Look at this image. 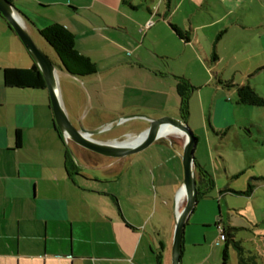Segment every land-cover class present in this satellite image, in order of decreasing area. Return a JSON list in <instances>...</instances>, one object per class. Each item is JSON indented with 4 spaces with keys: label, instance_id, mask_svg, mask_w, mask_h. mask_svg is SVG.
Returning <instances> with one entry per match:
<instances>
[{
    "label": "crops",
    "instance_id": "0c3cea01",
    "mask_svg": "<svg viewBox=\"0 0 264 264\" xmlns=\"http://www.w3.org/2000/svg\"><path fill=\"white\" fill-rule=\"evenodd\" d=\"M29 1L33 7L23 11L24 19L15 11L26 32L31 28L38 34L39 29L59 23V18L42 14V11L58 6L62 10L59 17L67 14L75 23L63 26L74 34L76 50L89 59L88 44L83 39L92 33L105 47H111L109 44L121 48L128 44L139 47L146 40L154 53H158L161 46L190 47L197 49L214 66L222 60L219 45L231 30L235 28L243 32L257 27L256 35L244 42L258 45L264 56V17L261 12L258 14L254 5L260 6L262 0H169L168 5L166 0ZM245 8L252 12L246 18L243 15L247 11ZM82 11H87L92 20L81 22ZM1 17L0 38L10 49L1 51L4 47L0 46V264H170L176 215L185 202V195L177 199L183 172L176 166V163L180 166L185 136L169 133L158 138L151 145L150 155L144 158L130 155L84 158L75 152L77 158L71 159L65 138L61 135V141L55 130L57 127L46 89L13 88L4 84V69H27L33 61ZM170 25L184 31L187 41L179 39ZM134 30L142 36L139 45L120 38L123 36L120 33L129 35ZM203 38L207 42L210 40L211 50L204 46ZM213 52L217 56L216 62L211 60ZM44 53L49 56L46 50ZM6 58H9L8 64ZM52 62L57 80V71H61V67ZM115 78L106 79L109 98L105 97L102 85L95 84L87 91L88 111L103 117V114L129 112L136 105L135 101L128 99L127 87L116 96L120 82ZM176 85L177 81L175 88ZM231 90L236 95L235 90ZM59 96L66 110L60 91ZM149 96L156 97L155 102H159L165 95L159 94V99L155 94ZM82 97L78 93L75 100L80 102ZM143 106L154 109L147 104ZM173 116L180 120L179 104L178 117ZM119 119L122 123L139 119L130 126L134 132L125 136L134 138L143 133L149 121L155 118L132 115ZM89 125L87 130H96L103 124L93 122ZM92 138L99 142L119 140ZM204 158L200 154L194 156L193 171L197 179L195 165L205 171L212 178L213 185L197 199L185 223L182 247L184 242L200 244L208 231L218 232L214 245L223 244L222 264H227L230 249L238 256L237 248L241 252L239 264H264V214L258 219L253 206L250 205L251 215L243 212L242 207L233 209L226 203V198L231 196L244 197L251 202L258 186L245 183L247 172L233 174L226 166L221 168L219 163L215 175L211 176L207 171L208 161ZM222 172L225 179H220ZM234 179L243 180L244 188H232L231 180ZM220 180L224 181L221 186L218 184ZM249 185L252 186L249 195L236 194L246 191ZM170 189L176 198L173 215L166 211L165 200ZM209 191L213 194L217 191L219 198L225 200V213L219 205L216 209L214 197L209 203L199 204L201 197ZM233 213L235 216L241 213L240 217L245 220L237 222ZM221 230H229L233 241L237 242V248L229 244L225 260L224 240L219 237Z\"/></svg>",
    "mask_w": 264,
    "mask_h": 264
},
{
    "label": "rangeland",
    "instance_id": "374dc122",
    "mask_svg": "<svg viewBox=\"0 0 264 264\" xmlns=\"http://www.w3.org/2000/svg\"><path fill=\"white\" fill-rule=\"evenodd\" d=\"M30 3L29 0H12L11 5L24 19L23 11L33 7ZM254 5L258 14L261 12L264 17V0L260 6L256 3ZM245 10L243 13L246 15L245 18L251 16L250 9L245 8ZM61 12L60 7L54 6L42 11V14L44 13V17L59 18L61 25H72L73 21L69 15L65 14L63 18L59 17ZM215 13L218 14L216 11ZM82 15L80 17L81 22L92 20L87 11H82ZM95 20L93 18V21ZM5 26L7 27V25ZM258 30V27L255 29L248 28L243 32H238L235 28L231 30L219 45V54L222 56V60L214 66L206 61L203 54L198 53L197 49L195 51L190 47L161 46L158 53H154L148 48L147 40L144 44L141 42L139 47L130 44L123 48L111 44H109L111 47H105L99 44L95 34H87L83 41L88 44L86 46L87 54L96 65V73L83 78H75L62 69L57 71V86L65 104V114L76 130L95 132L96 134L93 136L95 139H119L118 142L130 141L136 137L125 138L126 133L134 132L130 130V126L138 122L139 119H131L122 123L119 118L140 115L146 118L154 117L153 120L176 119L173 115L178 117L179 96H177L174 77H183L189 80L195 89L188 97L189 116L186 124L197 139L194 156L200 154L205 157L204 159L208 161L207 171H210L211 176L215 175L214 170L218 168V163L221 164V168L226 166L228 171L233 174L238 171L247 172L248 177L244 180L245 183L258 186L254 190L255 192L253 191L252 201L250 202L244 197L231 196L226 198V203L228 207L233 209L242 207L243 212L251 215V206H253L256 209L253 212L254 215L260 219L264 214V106L238 105L234 91L218 83L221 80L222 82L229 81L235 85H249L264 99V66H262L264 64L261 62L264 56L261 55L258 45L244 42L254 37ZM27 34L39 50L43 53L46 50L49 56L44 54L49 60L51 59V63L54 61L60 65L53 49L35 31L30 28ZM120 34L123 35L120 38H127L135 45H139L142 41L141 34L136 30L133 31V34ZM203 39L204 46L208 51L211 50L210 40L208 39L207 42L205 38ZM0 46L4 47L1 51L10 49L8 43L4 44L1 38ZM8 57L11 58L12 56L9 55ZM9 58H6L5 63H9ZM155 74H161V76ZM110 76L116 77L115 79L120 82L116 96L120 95L121 92L123 93L124 87H127L128 99L135 101L136 105L128 110L129 112L122 114L113 113L111 115L103 114V117L101 115L96 116L94 111H88L89 103L85 101L87 91L93 88L95 84L102 85L105 89V97L109 98V88L105 84L106 79ZM78 93L83 96V100L80 102L75 100ZM150 94L157 96L164 94L165 96L159 102H155L156 97L152 98L149 96ZM146 104L154 107V109L144 108L143 105ZM93 122H96V125L99 123L103 125L96 130H87L90 128L88 127L89 124ZM224 127H228V130L227 128L223 129ZM65 144L70 158L73 160L77 158V155L84 158L88 156L100 157V155L91 153L69 140ZM151 148L150 145L145 150L130 156L147 157L150 155ZM102 160L106 161L107 159ZM176 166L178 169L180 168L182 173L181 156L180 166L178 163ZM225 176L222 172L220 179H225ZM253 177H257L256 180L252 181ZM219 183L221 186L224 181L220 180ZM231 183L233 184L231 187L234 189L244 188L243 180L234 179L231 180ZM168 192L169 196L165 200L166 211H170L173 215L176 198L175 194L172 196V189ZM211 197L215 198L216 209L219 205L225 213V200L219 198L217 191L214 194L209 191L207 195L201 197L199 204L204 201L209 203ZM184 205L185 202H183L181 209ZM240 215L235 216L234 214L233 218L237 222L245 220ZM224 217L226 218V216ZM217 238L218 232L211 233L208 231L206 239L198 245L184 242L180 264H222L223 244L215 246L214 241ZM229 251L227 264H239L236 252L233 249Z\"/></svg>",
    "mask_w": 264,
    "mask_h": 264
},
{
    "label": "water",
    "instance_id": "95a60500",
    "mask_svg": "<svg viewBox=\"0 0 264 264\" xmlns=\"http://www.w3.org/2000/svg\"><path fill=\"white\" fill-rule=\"evenodd\" d=\"M0 14L14 31L42 75L54 124L67 141L69 140L75 145L103 157L123 158L141 152L152 145L158 138L163 136L161 131L165 126H171L185 136V144L181 159L183 168L182 188L185 191V205L180 210L179 214L176 215L171 247V264H180L185 223L189 215L193 212L199 194L197 189V178L193 171L194 149L197 139L192 134L187 124L183 123L181 120L172 118L150 120L148 128L135 138L141 139L133 145H123L122 143L125 141L99 142L92 138L96 134L95 132L76 130L69 122L60 100L55 66L48 57L36 47L22 24L16 18L17 15L11 3L7 0H0Z\"/></svg>",
    "mask_w": 264,
    "mask_h": 264
},
{
    "label": "trees",
    "instance_id": "16d2710c",
    "mask_svg": "<svg viewBox=\"0 0 264 264\" xmlns=\"http://www.w3.org/2000/svg\"><path fill=\"white\" fill-rule=\"evenodd\" d=\"M12 2L11 0H7ZM167 5L169 0H166ZM1 17V16H0ZM2 18V17H1ZM3 19V18H2ZM7 28L13 33L9 24L6 23ZM173 33L181 40L187 41V37L184 31L180 30L174 25H170ZM39 36L53 49L56 54L60 67L67 74L73 77H82L94 74L96 72V65L86 56L80 54L75 48V36L74 34L59 23H51L46 27L38 30ZM221 34H219L220 37ZM16 36V35H15ZM211 60L213 62L217 61V56L213 52L211 54ZM4 84L7 87L13 88H28V89H42L45 90V83L40 74L37 66L33 62L32 66L27 69L21 68H6L3 70ZM177 85L176 91L179 96V119L183 123H187V118L189 116L188 109V97L195 89L189 81L183 77H176ZM228 89H234L236 93V103L238 105L245 106H264V99L255 92L254 89L249 87V85H235L229 81L222 82L218 81ZM59 138L62 141V136L58 129H55ZM68 156V155H67ZM68 158V157H67ZM195 171L198 174V186L197 189L199 194L197 199L202 196L205 189L212 187V178L203 170L197 169L195 165ZM252 186H248L247 190L244 192H237L238 195H249L251 193ZM230 230V229H229ZM229 230H221V234L224 236V250L223 258L226 259L227 248L230 245L237 248V242L232 239V234ZM239 263L241 262V252L237 248ZM160 256L158 257V260Z\"/></svg>",
    "mask_w": 264,
    "mask_h": 264
},
{
    "label": "bare ground",
    "instance_id": "6f19581e",
    "mask_svg": "<svg viewBox=\"0 0 264 264\" xmlns=\"http://www.w3.org/2000/svg\"><path fill=\"white\" fill-rule=\"evenodd\" d=\"M16 18H17V19L19 20V22L21 23L19 17L16 16ZM169 133H179V134H181L177 129H175V128L171 127V126H165V127L162 129V131H161V134H162L163 136H165V135H167V134H169ZM181 135H182V134H181ZM140 139H141V138H139V139H133V140H130V141H125V142H123L122 144H123V145H129V144L133 145V144L137 143ZM182 195H185V191H184L183 188H181V189L178 191V193H177V199L180 198ZM183 198H185V196H184ZM177 203H178V202H177ZM179 212H180V211L177 212V215L179 214Z\"/></svg>",
    "mask_w": 264,
    "mask_h": 264
},
{
    "label": "built area",
    "instance_id": "2783aa9c",
    "mask_svg": "<svg viewBox=\"0 0 264 264\" xmlns=\"http://www.w3.org/2000/svg\"><path fill=\"white\" fill-rule=\"evenodd\" d=\"M148 25H150V24H148ZM65 141L67 142V140H66V139H65ZM219 237H220V239H221V240H223V239H224V236H223L222 234H220V236H219Z\"/></svg>",
    "mask_w": 264,
    "mask_h": 264
},
{
    "label": "flooded vegetation",
    "instance_id": "af4514ba",
    "mask_svg": "<svg viewBox=\"0 0 264 264\" xmlns=\"http://www.w3.org/2000/svg\"><path fill=\"white\" fill-rule=\"evenodd\" d=\"M198 180V179H197Z\"/></svg>",
    "mask_w": 264,
    "mask_h": 264
}]
</instances>
